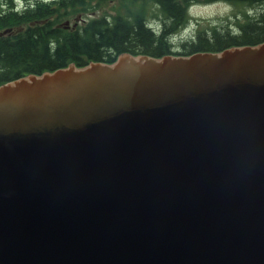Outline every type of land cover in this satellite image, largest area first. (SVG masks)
Masks as SVG:
<instances>
[{"label":"water","instance_id":"95a60500","mask_svg":"<svg viewBox=\"0 0 264 264\" xmlns=\"http://www.w3.org/2000/svg\"><path fill=\"white\" fill-rule=\"evenodd\" d=\"M0 264H264V41L0 85Z\"/></svg>","mask_w":264,"mask_h":264},{"label":"trees","instance_id":"16d2710c","mask_svg":"<svg viewBox=\"0 0 264 264\" xmlns=\"http://www.w3.org/2000/svg\"><path fill=\"white\" fill-rule=\"evenodd\" d=\"M112 1L0 0V84L71 62H112L122 52L151 56L217 52L264 41V0H215L259 8L253 14L241 10L232 23L200 27L177 41L171 34L188 21L187 7L213 0H127L125 8L131 6L127 15L96 14ZM73 15L82 23L74 27L61 23Z\"/></svg>","mask_w":264,"mask_h":264},{"label":"rangeland","instance_id":"374dc122","mask_svg":"<svg viewBox=\"0 0 264 264\" xmlns=\"http://www.w3.org/2000/svg\"><path fill=\"white\" fill-rule=\"evenodd\" d=\"M129 2L127 0H114L103 5V8L96 14H113L122 13L128 14V10L125 6ZM259 6L250 8L248 6H239L224 1H209V2H196L187 7L188 21L181 26L176 32L171 34L174 39L178 40L179 37H187L197 28L207 27L210 28L214 25L221 24L222 22L232 23V16L239 15L241 10L247 11L250 9L251 14L257 12ZM155 11L157 10L154 8ZM153 9V10H154ZM76 16L66 17L62 20V24H66V21L72 26H78L82 21L78 20ZM77 19V20H76Z\"/></svg>","mask_w":264,"mask_h":264},{"label":"bare ground","instance_id":"6f19581e","mask_svg":"<svg viewBox=\"0 0 264 264\" xmlns=\"http://www.w3.org/2000/svg\"><path fill=\"white\" fill-rule=\"evenodd\" d=\"M132 3V2H131ZM133 4V3H132Z\"/></svg>","mask_w":264,"mask_h":264}]
</instances>
